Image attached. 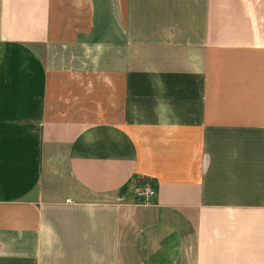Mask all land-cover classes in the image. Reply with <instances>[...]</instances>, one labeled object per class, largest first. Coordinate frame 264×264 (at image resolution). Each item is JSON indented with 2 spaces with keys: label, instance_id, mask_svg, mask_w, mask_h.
<instances>
[{
  "label": "crops",
  "instance_id": "crops-1",
  "mask_svg": "<svg viewBox=\"0 0 264 264\" xmlns=\"http://www.w3.org/2000/svg\"><path fill=\"white\" fill-rule=\"evenodd\" d=\"M0 264H264V0H0Z\"/></svg>",
  "mask_w": 264,
  "mask_h": 264
},
{
  "label": "built area",
  "instance_id": "built-area-1",
  "mask_svg": "<svg viewBox=\"0 0 264 264\" xmlns=\"http://www.w3.org/2000/svg\"><path fill=\"white\" fill-rule=\"evenodd\" d=\"M136 195L139 197H143L144 199H148L154 195V190L152 187L146 186H139L136 189Z\"/></svg>",
  "mask_w": 264,
  "mask_h": 264
},
{
  "label": "rangeland",
  "instance_id": "rangeland-1",
  "mask_svg": "<svg viewBox=\"0 0 264 264\" xmlns=\"http://www.w3.org/2000/svg\"><path fill=\"white\" fill-rule=\"evenodd\" d=\"M136 182H142V181L137 177Z\"/></svg>",
  "mask_w": 264,
  "mask_h": 264
}]
</instances>
